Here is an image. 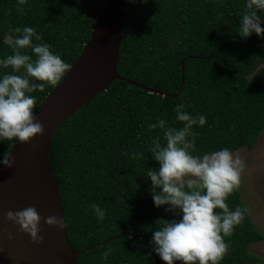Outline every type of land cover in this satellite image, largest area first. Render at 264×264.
<instances>
[{
    "label": "trees",
    "instance_id": "16d2710c",
    "mask_svg": "<svg viewBox=\"0 0 264 264\" xmlns=\"http://www.w3.org/2000/svg\"><path fill=\"white\" fill-rule=\"evenodd\" d=\"M104 5L105 0H27L24 5L0 0V57L11 53L3 43L9 28L32 26L72 65ZM244 10L245 0L129 1L118 63L122 78L72 114L50 146L79 264H166L150 239L156 219H171L173 213L154 205L146 176L148 167H158L150 147L155 137L162 138L163 129L149 130L148 124L163 119L182 127L175 120L176 104L207 117L203 127L193 126L194 155L223 147L234 152L259 142L264 131V39L255 33L239 35ZM55 87L31 94L37 97L34 114ZM11 146L10 140L0 142V155ZM93 203L106 212L102 223L90 208ZM227 203L244 209L245 218L224 237L228 252L220 264L259 263L251 245L264 234L239 186Z\"/></svg>",
    "mask_w": 264,
    "mask_h": 264
},
{
    "label": "clouds",
    "instance_id": "9594fccd",
    "mask_svg": "<svg viewBox=\"0 0 264 264\" xmlns=\"http://www.w3.org/2000/svg\"><path fill=\"white\" fill-rule=\"evenodd\" d=\"M17 2L24 5L27 0ZM253 33L264 39V0H245L239 35L247 38ZM3 43L11 53L0 57V142L18 139L24 143L44 132V125L34 114L37 97L31 94L57 85L73 64L43 42L32 26L9 28ZM9 68L11 71H2ZM185 107L178 103L174 108L175 120L182 122V127L168 125L163 119L148 124L149 130L158 126L163 129L162 138L155 137L150 147L158 167H148L146 172L151 180L149 191L157 208L173 213L171 219H156L150 244L166 264H220L228 252L224 237L230 236L245 218V210L239 206L231 209L227 199L239 186L246 162L228 147L194 155L197 133L193 126L203 127L207 117L192 115ZM14 163L11 151L0 155V165L13 167ZM90 208L97 222L102 223L105 210L96 203ZM4 218L36 243L44 239L40 235L42 219L49 226L65 227L64 218L55 214L41 217L35 206L10 209ZM8 237L13 238L11 232ZM110 252L108 249L102 253L104 260Z\"/></svg>",
    "mask_w": 264,
    "mask_h": 264
},
{
    "label": "water",
    "instance_id": "95a60500",
    "mask_svg": "<svg viewBox=\"0 0 264 264\" xmlns=\"http://www.w3.org/2000/svg\"><path fill=\"white\" fill-rule=\"evenodd\" d=\"M129 1L105 0L103 13L81 55L35 112L44 125L43 134L24 143L12 141L9 151L15 157L14 166L0 165V264H79L80 252L71 245L66 223L61 229L42 219L40 235L44 239L36 243L19 231L18 225L7 222L4 214L35 206L41 217L55 214L65 220L50 159L52 138L80 107L122 78L118 63ZM8 232L13 238L9 239Z\"/></svg>",
    "mask_w": 264,
    "mask_h": 264
},
{
    "label": "rangeland",
    "instance_id": "374dc122",
    "mask_svg": "<svg viewBox=\"0 0 264 264\" xmlns=\"http://www.w3.org/2000/svg\"><path fill=\"white\" fill-rule=\"evenodd\" d=\"M246 167L241 173L239 189L258 228L264 234V131L254 148L243 147L233 152ZM251 251L261 257L256 264H264V239L251 245Z\"/></svg>",
    "mask_w": 264,
    "mask_h": 264
}]
</instances>
